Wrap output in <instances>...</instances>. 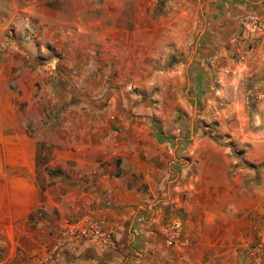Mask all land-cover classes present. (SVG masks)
Returning <instances> with one entry per match:
<instances>
[{"label":"rangeland","instance_id":"374dc122","mask_svg":"<svg viewBox=\"0 0 264 264\" xmlns=\"http://www.w3.org/2000/svg\"><path fill=\"white\" fill-rule=\"evenodd\" d=\"M26 1L33 2L35 12L44 14V24H39L36 15L29 20L22 15L13 21L8 18L9 22L0 26V65L11 63L16 69L22 64L35 70L32 91L18 92L32 93L36 98L32 105L36 116L26 121L22 134L13 133L14 139L22 136L26 146L25 153L20 154L24 161L15 154V144L2 139L12 132L0 131V264H59L61 255L81 253L68 245L75 238H100L108 246L90 229L91 225L103 226L91 208L83 211L76 203L79 194L90 197L97 192L96 179L77 169L73 160L77 141L85 139L81 133L89 125L118 132L127 126L145 125L153 136H168L179 144V156L173 159L178 163L173 164L180 171L186 168L187 176L196 167L194 157H185L186 147L199 138L211 140L221 148L220 156L232 162L233 169L252 168L260 180L264 147L256 148V143L264 140V122L254 116L259 98L252 92L256 83L252 80L257 77L245 67L237 89V84H227L232 86L229 95L223 94V83L214 82L222 72L229 78L235 72L224 68L219 73L216 69L231 53H215L210 47L209 0H130L115 6L120 12L115 19L116 51L109 52L76 47L68 52L60 44L58 21L54 19L61 0H0V25L9 15L1 17L7 7L26 6ZM109 8L104 5L95 12L105 14ZM181 12L188 15H180L185 20L177 23L172 17ZM110 25L104 15L98 29L107 33ZM93 38L88 42L96 41ZM260 38L264 40V33ZM42 40L45 48L40 45ZM261 43L264 50V41ZM235 44L240 46L237 41ZM252 47H256L254 41L248 49ZM210 56L216 70L211 72V86H204L200 95L193 97V80L202 75ZM226 69L229 72H224ZM12 86L16 88L14 80ZM242 96L243 110L236 105ZM81 100L88 101L85 117L79 113ZM20 104L23 108L27 102ZM168 122L172 125L163 127ZM64 146L70 152L68 164L52 163L57 160V150ZM115 163V173L120 174L124 171L121 158ZM133 182L127 181L128 186L134 187ZM148 187L143 183L144 190ZM166 198L167 188L163 196L151 200L152 205L159 207L164 202L162 206H167Z\"/></svg>","mask_w":264,"mask_h":264},{"label":"crops","instance_id":"0c3cea01","mask_svg":"<svg viewBox=\"0 0 264 264\" xmlns=\"http://www.w3.org/2000/svg\"><path fill=\"white\" fill-rule=\"evenodd\" d=\"M61 1L63 4L54 20L58 21L60 44L68 52L75 47L89 52L99 49L116 51L113 43L116 37L115 19L120 12H116L119 8L115 6L125 5L130 0ZM209 1L206 10L213 33L209 39L210 47L215 53L225 51L233 56H226L228 61L222 62V66L216 69L219 73L224 68L235 72L233 78L222 76V72L214 82L223 83V94L229 95L232 87L228 86L229 83L237 84V89L242 70L245 67L252 69L257 77L252 80L256 81L252 92H256L259 98L254 116L260 123L264 122V69L261 70L264 67L261 42L264 40L258 36L243 39L239 19L242 14H255L264 19V0ZM26 4L7 7L1 17L9 15L0 26L6 25L8 18L13 21L22 15L28 20L36 15L39 24H44V14L35 12L33 2L26 1ZM104 5H110V11L108 9L101 15L95 12ZM184 13L172 18L177 23L184 21L180 16L188 15ZM104 15L111 21L107 33L98 29ZM93 37L96 41L88 42L87 39ZM236 41L240 45L238 48ZM253 41L256 43V47H252L254 51L248 49ZM40 45L45 48L44 40ZM239 54L241 58H238ZM207 60L209 64L204 66L202 75L193 80V88L196 89L192 91L193 97H198L204 86H211V72L216 70L212 57ZM17 65L16 69L11 63L0 65V131L12 132L2 139L13 142L17 148L15 154L21 156L20 161H24L25 157L20 154L25 153L26 146L21 141L22 136L14 139V134H22L26 121L36 116L32 107L36 98L32 93L19 94L18 90L27 91L30 88L32 91L35 70L32 71L28 65ZM13 80L16 88L12 86ZM23 101L27 105L22 108L20 103ZM80 104L83 107L79 113L85 117V111L89 110L88 101L81 100ZM236 105L243 110V96ZM169 125L172 122L163 127ZM151 130L145 125L127 126L120 132L100 128L97 124L84 128L81 135L85 139L77 141L73 160L77 169L96 179L97 192L90 193V197L86 193L79 194L76 203L82 209L91 208L89 211L95 214L94 217L103 225L101 228L115 240L117 248L105 246L100 238H75L68 245L81 253H65L61 255L59 264H264V174L259 180L252 168L233 169L228 157L220 156L221 148L215 142L198 137L185 149V157H194L196 167L187 176L186 168L180 171L173 164L178 163L173 162L179 156L178 142L174 143L168 136L162 139L158 135L153 136ZM116 132L122 138L115 136ZM263 147L264 140L256 143V148ZM68 157L70 152L64 146L57 150V160L52 163L66 165ZM117 158H121L120 166L124 170L120 174L115 173ZM129 180H135L134 187L128 186ZM143 183L149 185L147 190L143 189ZM165 188L167 206H162L164 202L159 207L152 205L151 200L163 196ZM169 219L181 222L180 237L173 242L162 234L164 226L171 223L167 222ZM257 247H260L259 252L255 251Z\"/></svg>","mask_w":264,"mask_h":264},{"label":"built area","instance_id":"2783aa9c","mask_svg":"<svg viewBox=\"0 0 264 264\" xmlns=\"http://www.w3.org/2000/svg\"><path fill=\"white\" fill-rule=\"evenodd\" d=\"M240 24L242 27L241 36L243 39H250V37H260L264 33V19L255 14H242L240 16ZM224 72H229L228 69ZM92 231L99 234L104 239V242L111 247H116V242L111 238L109 234L102 230L98 225L90 226ZM181 233V222L176 220L162 229L163 236L173 242L174 239H178ZM260 247L256 248V252H259Z\"/></svg>","mask_w":264,"mask_h":264}]
</instances>
